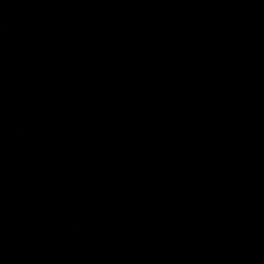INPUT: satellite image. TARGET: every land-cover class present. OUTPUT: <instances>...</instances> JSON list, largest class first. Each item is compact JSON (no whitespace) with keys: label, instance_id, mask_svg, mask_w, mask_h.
<instances>
[{"label":"water","instance_id":"obj_1","mask_svg":"<svg viewBox=\"0 0 264 264\" xmlns=\"http://www.w3.org/2000/svg\"><path fill=\"white\" fill-rule=\"evenodd\" d=\"M0 264H264V0H0Z\"/></svg>","mask_w":264,"mask_h":264}]
</instances>
